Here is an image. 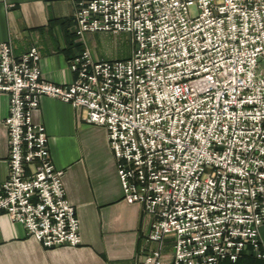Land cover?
<instances>
[{"label":"built area","instance_id":"2783aa9c","mask_svg":"<svg viewBox=\"0 0 264 264\" xmlns=\"http://www.w3.org/2000/svg\"><path fill=\"white\" fill-rule=\"evenodd\" d=\"M197 8L191 13V5ZM73 32L130 33L122 59L69 58L74 79L43 77L39 49L15 55L0 41V91L7 93V177L0 215L47 247L81 242L64 171L48 149L42 95L82 107L106 128L124 198L152 217L157 243L144 262L228 264L264 257V0H78Z\"/></svg>","mask_w":264,"mask_h":264},{"label":"crops","instance_id":"0c3cea01","mask_svg":"<svg viewBox=\"0 0 264 264\" xmlns=\"http://www.w3.org/2000/svg\"><path fill=\"white\" fill-rule=\"evenodd\" d=\"M77 4L78 0H0V41H10L17 56L36 46L43 77L69 83L75 77L69 58L83 44L89 46L93 58L106 59L108 49L104 47L99 54L90 41L105 44L126 33L94 30L82 42L73 32ZM131 48L123 57L130 55ZM8 103V94L0 91V190L8 172L4 122ZM39 106L33 119L44 123L52 162L64 171L67 197L80 222L81 242L47 247L3 212L0 264H151L144 257L157 246L147 235L152 217L139 202L124 198L106 128L83 119L82 107L52 95H42ZM258 231L264 248V223ZM161 249V264H173L172 236L163 240ZM228 264H264V257L247 253Z\"/></svg>","mask_w":264,"mask_h":264},{"label":"rangeland","instance_id":"374dc122","mask_svg":"<svg viewBox=\"0 0 264 264\" xmlns=\"http://www.w3.org/2000/svg\"><path fill=\"white\" fill-rule=\"evenodd\" d=\"M197 11V8L194 4L191 5V13L192 15H195V12ZM74 22V21H73ZM126 32V31H125ZM113 33V32H112ZM127 34V35H125ZM85 41V39H84ZM82 41V42H84ZM84 47H89L83 44ZM90 46H92V49L99 54L104 50V47L108 49L107 51V58L106 59H122L123 55L126 53L127 49H130L131 45V38L130 33L126 32L120 35H117L116 37L112 39H108L106 43L102 42V40H93L90 41ZM132 49V48H131Z\"/></svg>","mask_w":264,"mask_h":264}]
</instances>
